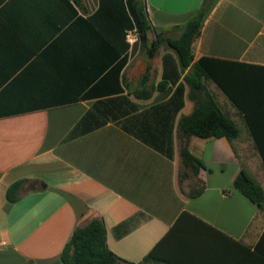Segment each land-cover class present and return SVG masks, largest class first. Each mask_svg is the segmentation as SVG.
<instances>
[{
	"label": "crops",
	"instance_id": "1",
	"mask_svg": "<svg viewBox=\"0 0 264 264\" xmlns=\"http://www.w3.org/2000/svg\"><path fill=\"white\" fill-rule=\"evenodd\" d=\"M145 1L170 36L203 2ZM121 2L0 0V264H62L75 228L95 218L130 262L264 264V209L234 185L242 168L264 179L243 115L210 81L240 136L183 138L195 106L186 72L163 44L149 59L126 38L124 52ZM193 53L264 67V0H212ZM258 133L264 150V106ZM184 144L204 164L198 175Z\"/></svg>",
	"mask_w": 264,
	"mask_h": 264
},
{
	"label": "trees",
	"instance_id": "2",
	"mask_svg": "<svg viewBox=\"0 0 264 264\" xmlns=\"http://www.w3.org/2000/svg\"><path fill=\"white\" fill-rule=\"evenodd\" d=\"M121 1L118 8L121 9L119 15H122L123 20L124 52L129 48L126 42L127 32L137 29L139 42L134 48L140 46L147 57L152 59L163 44L176 53L182 71L186 72L184 81L189 88V98L195 106L189 115L181 117L178 123L180 135L185 139L193 136L203 139L226 137L231 143L240 136L238 124L223 111L209 90L207 83L211 81L243 115L264 162L262 140L258 133V118L260 109L264 106V67L212 57H201L195 61L193 44L201 33L212 0H203L196 14L180 27L182 32L179 36L167 35L152 25L145 12V0ZM74 2L81 6V0ZM100 8H104V1ZM151 34L155 35L154 39L150 38ZM126 62L127 57H124L117 66L118 70ZM148 79L147 70L141 82L145 83ZM162 84L158 87H162ZM180 154L183 165L198 175L204 166L203 162L191 154L187 144L181 146ZM185 176L182 173V177ZM25 182L26 180H19L8 188V201L18 200L19 191ZM234 185L260 209H264V188L245 168L239 171ZM148 260L149 256L140 263H134L113 253L107 245V229L101 218L77 226L61 254L62 264H146Z\"/></svg>",
	"mask_w": 264,
	"mask_h": 264
},
{
	"label": "built area",
	"instance_id": "3",
	"mask_svg": "<svg viewBox=\"0 0 264 264\" xmlns=\"http://www.w3.org/2000/svg\"><path fill=\"white\" fill-rule=\"evenodd\" d=\"M127 41L131 46H134L139 42V33L137 29H133L127 32L126 35Z\"/></svg>",
	"mask_w": 264,
	"mask_h": 264
},
{
	"label": "rangeland",
	"instance_id": "4",
	"mask_svg": "<svg viewBox=\"0 0 264 264\" xmlns=\"http://www.w3.org/2000/svg\"><path fill=\"white\" fill-rule=\"evenodd\" d=\"M153 35V34H152ZM139 48L141 49V47L139 46ZM234 107V106H233ZM234 109H236L237 110V108L236 107H234ZM238 124H239V126L241 127V128H243L244 126L240 123V122H238ZM184 179V177H182V172H181V174H180V180H181V182H182V180ZM257 179L260 181V183L262 184V186L264 187V179L263 178H261V177H257Z\"/></svg>",
	"mask_w": 264,
	"mask_h": 264
},
{
	"label": "water",
	"instance_id": "5",
	"mask_svg": "<svg viewBox=\"0 0 264 264\" xmlns=\"http://www.w3.org/2000/svg\"><path fill=\"white\" fill-rule=\"evenodd\" d=\"M145 12L147 17L149 18V11H148V7H147V2L145 1Z\"/></svg>",
	"mask_w": 264,
	"mask_h": 264
}]
</instances>
